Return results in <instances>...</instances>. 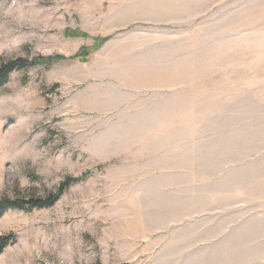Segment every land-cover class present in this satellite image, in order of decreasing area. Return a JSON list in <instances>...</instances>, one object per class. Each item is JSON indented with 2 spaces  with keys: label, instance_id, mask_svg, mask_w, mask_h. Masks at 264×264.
Returning a JSON list of instances; mask_svg holds the SVG:
<instances>
[{
  "label": "rangeland",
  "instance_id": "1",
  "mask_svg": "<svg viewBox=\"0 0 264 264\" xmlns=\"http://www.w3.org/2000/svg\"><path fill=\"white\" fill-rule=\"evenodd\" d=\"M57 54L0 88V198L87 176L0 264H264V0H0V64Z\"/></svg>",
  "mask_w": 264,
  "mask_h": 264
},
{
  "label": "trees",
  "instance_id": "2",
  "mask_svg": "<svg viewBox=\"0 0 264 264\" xmlns=\"http://www.w3.org/2000/svg\"><path fill=\"white\" fill-rule=\"evenodd\" d=\"M67 34L69 35H83L86 36L85 33L72 29H68ZM106 38H99L97 39L96 47L100 46L103 42H105ZM88 49H82V51L77 55L79 57H86L89 54ZM65 58V56L57 54L53 56H39L32 59L25 58V57H18L13 58L7 61H3L0 64V88H2L10 79L11 74L15 70L23 69L29 66H36L43 63H51L60 59ZM85 176H87V173H85L84 176L81 177H70L66 181H64L61 186L59 187L58 191L56 193H53L49 195L46 198H36V197H30V198H23V197H9V196H3L0 198V218L9 210L12 209H32V208H43V207H50L53 206L60 197L64 194V192L67 190V188L74 182L83 179ZM15 234L9 233V234H3L0 235V255L3 253L5 248L9 246L11 243L15 241Z\"/></svg>",
  "mask_w": 264,
  "mask_h": 264
}]
</instances>
